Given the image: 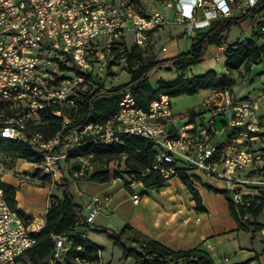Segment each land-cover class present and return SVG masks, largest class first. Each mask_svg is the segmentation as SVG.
Here are the masks:
<instances>
[{
	"label": "built area",
	"instance_id": "1",
	"mask_svg": "<svg viewBox=\"0 0 264 264\" xmlns=\"http://www.w3.org/2000/svg\"><path fill=\"white\" fill-rule=\"evenodd\" d=\"M241 0H215L222 16L231 15ZM206 0H177L178 19L192 23L196 9ZM253 3L247 1L245 5ZM168 19L159 11L140 13L132 6L115 0H0V102L14 115L0 122V139H11L30 149L41 162L44 174L61 179L58 163L65 160L87 141L118 142L121 134H133L153 143L156 148L153 168L164 178L174 173L173 164H185L208 176L222 179L231 201L248 208L264 198V178L242 173L260 153L246 146H224L218 152L209 130H215L212 117L218 120L222 132L237 131L235 139L254 138L264 132V109L248 98L231 97L224 90L223 106L209 107L210 118L189 121L173 111L170 95L158 93L146 108L137 104L130 89L118 92L116 110L102 122H86L70 129L60 143V132L45 138L29 128L43 109H78L77 99L92 90V78L107 75L113 50L125 41L126 32L133 33L131 44L145 47L151 33L164 26ZM264 32V24L261 26ZM130 45V44H128ZM165 47H162L164 50ZM219 55L216 54L217 58ZM105 81L103 78L102 82ZM207 101V100H206ZM62 117V128L72 119L61 110L53 111ZM75 159L85 156L74 155ZM5 160L0 153V264H14L16 259L36 243L37 226L19 216L8 205L4 193ZM142 190L141 181L129 183ZM131 194L137 203L141 190ZM82 194L79 192L78 198ZM102 208V200L91 196L83 206L86 224L91 227ZM253 220L245 214L243 220ZM196 220H199L197 217ZM54 256L58 259L68 249V236L52 235ZM98 261L78 260L79 264H101Z\"/></svg>",
	"mask_w": 264,
	"mask_h": 264
},
{
	"label": "trees",
	"instance_id": "2",
	"mask_svg": "<svg viewBox=\"0 0 264 264\" xmlns=\"http://www.w3.org/2000/svg\"><path fill=\"white\" fill-rule=\"evenodd\" d=\"M125 5H130L144 14L140 8L139 0L128 1ZM262 8H264V0H255L238 16L222 17L215 21L208 30L196 33L188 50L169 59L153 58L146 61L143 47L134 44L128 45L125 41L119 42L120 46L113 50V56L107 69L109 70L118 61L123 62L129 73V79L126 82L105 87L102 82L103 78H100L99 81L92 78L94 86L92 85L90 92L77 99L78 109H43L37 118L38 123H30L29 127L41 133L45 138H51L60 132V143L56 147L59 149L63 144L64 134L70 129L90 121L102 122L111 115L116 110L118 92L122 89H130L137 104L146 108L149 102L160 92H165L170 97H176L181 94L192 95L200 89L206 90L217 87L219 81L213 70L191 77L181 74L172 80L160 79L155 88L150 85L148 74L166 62H170L171 67L178 72L190 69L201 60L209 45L221 43L224 31L232 25H239ZM263 24L264 20H259L255 29L262 37H264V32L261 31ZM253 34L252 31L249 37L226 47L225 67L227 71L233 72L243 68L247 72L250 71L253 64L264 59V43H258ZM1 109H4L6 114L14 115V112L8 107L0 105ZM55 110H61L62 113L67 114L72 119L69 127L62 128V117L54 115L53 111ZM182 116L181 118H188L186 114ZM188 120L193 121L189 118ZM225 142L218 144V152L225 146ZM155 152L156 148L151 141L133 134H121L118 142L87 141L65 160L74 155H80L94 162L104 161V165H106V163L124 158L126 172L131 175L128 181L124 182V188L127 192H131L134 189L130 187L129 183L132 180L141 181L144 188L140 192L144 194L147 193V188L162 186L169 179L164 178L158 170L153 168ZM0 153L11 158H22L37 165L41 162L40 157L30 149L11 139H0ZM172 166L175 170L173 175L180 179L194 200V208L197 211H205L200 194L193 185V179L197 181L198 178H191L187 173L193 168L182 163ZM116 178H120L117 172L111 174L108 168H103L95 170L90 175L85 174L80 179L103 183ZM41 181L43 183L48 182L49 175H42ZM3 187L5 199L10 208L28 220L29 218L17 207L16 186L4 183ZM206 188L210 191L220 192L218 189L207 185ZM224 193L227 195L229 212L236 220L238 228L248 232L251 238L256 232L264 229L262 226L255 227V221L243 220L245 214H250L253 219L261 214L264 209V198H261L256 205L243 208L233 203L226 191ZM89 228L85 222L83 206L76 201L72 185L63 177L62 196L61 198L54 197V200L48 204L44 226L34 233L36 243L20 255L14 264H19L24 254H27L29 260L34 264L39 259H42L39 264H79L78 260L98 261L97 251L101 250V247L86 238L85 232ZM60 234L67 235L69 240L67 252L58 259L54 256L55 241L52 235ZM109 236L113 244L121 250L120 259L132 258L134 264H215L211 255L204 249L196 247L172 249L146 236L129 223H125L117 233L109 234Z\"/></svg>",
	"mask_w": 264,
	"mask_h": 264
},
{
	"label": "crops",
	"instance_id": "3",
	"mask_svg": "<svg viewBox=\"0 0 264 264\" xmlns=\"http://www.w3.org/2000/svg\"><path fill=\"white\" fill-rule=\"evenodd\" d=\"M139 1L143 13L159 11L166 16L168 19L166 24L172 23L169 31L170 37L181 39L185 37L189 40L184 51L189 49L196 33L208 30L215 21L224 17L217 11L214 5L215 0H206L204 6L198 7L192 23L181 22L178 19L179 7L177 0ZM247 1L251 3L254 0H241L240 7L235 8L231 15L238 16L242 13L248 7V5H245ZM259 20H264V8L239 24L248 31V36L245 38L251 35L252 28ZM164 26L153 31L151 37H158ZM230 28L222 33L220 44H212L207 48V50L210 48L217 49L218 52L215 55L218 54L219 56L215 57L216 59H219L221 54L226 57L225 49L229 44L241 41V39L237 38L232 43L225 44ZM191 68L179 71L178 75L184 73L187 77L194 76L188 75V71ZM224 69L226 70L225 74L231 76V72L227 71L225 67V62ZM233 94L235 93L233 92ZM263 107L261 105L262 109ZM11 160H13L11 157L7 159L4 183L16 186L17 207L29 218L30 223L37 226V231H39L44 226V218L48 206L46 196L49 194V186L47 184L45 186H34L27 180H23L20 174H25V178H29L28 173L31 172L30 166L32 163L22 158ZM187 173L191 178H198L197 181L193 179V185L200 194L205 211H197L194 208V200L176 175L169 178L162 186L147 188V193L141 194L137 203L131 200L130 195L131 207L115 200L118 192H127L118 183L117 179L103 183L91 180H77V182H74V188L80 193L83 192L81 200L85 199L84 205L93 195L98 196L102 200L100 212L95 217L91 227L85 232L86 238L92 241L88 237L89 230L95 229V231H104L113 235L125 223H129L146 236L172 249L179 250L195 247L204 249L211 255L215 264H264L262 257L258 253H253L254 248L251 247L250 242H241L239 240L242 229L238 228L236 220L229 212L223 180L208 176L198 169L188 170ZM206 185L218 189L220 192L210 191L206 188ZM81 205L84 206L83 204ZM110 214L114 216L116 214V219L112 220ZM197 217L199 220H196ZM111 224L115 225L114 232L109 228ZM92 242L95 243L94 241ZM250 259H257L259 262H251ZM128 260L129 264H134L132 258H128L126 261ZM101 264H103L102 258Z\"/></svg>",
	"mask_w": 264,
	"mask_h": 264
},
{
	"label": "rangeland",
	"instance_id": "4",
	"mask_svg": "<svg viewBox=\"0 0 264 264\" xmlns=\"http://www.w3.org/2000/svg\"><path fill=\"white\" fill-rule=\"evenodd\" d=\"M118 4H127L128 1L133 0H115ZM255 0L251 3H254ZM241 2L235 5V8H239ZM250 6V5H249ZM139 7V6H138ZM172 23H168L163 27V30L159 32V36L156 38L151 37L145 47H143V53L145 54V60H150L153 58H158L160 60L169 59L172 56L177 55L187 48L186 43L189 42L187 38H174L169 36V31L171 29ZM257 24L252 28L253 37L258 43H264V37H262L258 30H255ZM248 36V31L246 28L241 27V25H234L230 28L227 33V37L225 39V44L232 43L237 38L244 39ZM127 43L131 44L133 41V33L131 31L126 32ZM186 39V40H185ZM162 46H165V49L162 50ZM216 48H210L203 55L202 59L192 66L191 70L188 71V75H200L204 74L209 70H213L219 79V84L215 88H209L206 90L200 89L196 93L192 95L181 94L176 97H172V107L173 111L177 117L181 118L182 115H188L190 120H199L202 125L205 126V121H208L210 118L209 107H220L223 106L224 103V90L227 89L230 93L231 97H240V98H248L251 100L257 101L260 106H264V59L260 62L254 64L250 71H244L243 68L231 72V76L225 74L226 70L224 69L225 56L221 54L219 59L215 58V53H217ZM179 72L175 71L171 67L170 62L164 63L160 68H154L148 74V81L150 85L155 88L158 85V81L160 79L163 80H172L178 76ZM100 75L105 78L103 82L105 87H110L113 85H118L120 83L126 82L129 79V73L124 66L123 62L118 61L116 64L111 66L109 70H107V75L105 72L100 73ZM185 74L183 73V76ZM233 92L235 94H233ZM207 100V101H206ZM3 107H6L4 104H1ZM264 109V107H263ZM11 117L10 114H6L4 109L0 110V122L3 119ZM39 120L35 119L34 122L28 121L27 124L29 126L30 123H38ZM214 121L215 130H219V134H215L212 130H209V134L211 138L215 139V143L218 145L223 141L225 142L226 147H231L235 145V147L246 146L249 149H254L258 153H260L261 158L257 161H254L249 167L244 168L242 173H247L249 175H258L264 178V132L257 133V136L254 138H243V143L237 142L235 139L238 137L237 131H229L222 132L218 120L215 117L209 119V122ZM30 128V127H29ZM31 129V128H30ZM5 163L7 164V159L9 156H5L2 154ZM16 158H13L14 161ZM61 169V179H54L49 176V181L43 183L41 181L42 175H44L43 170L39 165L32 163L31 164V172L28 173L29 178H25V174L20 176L23 180H27L34 186H45L46 184L49 186V194L46 196L47 204L54 200V197L61 198L62 196V183L63 177L68 180V182L73 187V194L78 203L84 205V198L81 200L78 198L79 192L74 188V182L77 180H86L80 179L85 174L90 175L97 169L108 168L110 173L117 172L120 175V178H116L118 183L124 187V182H127L131 177L130 174L126 172L124 167V158L120 160H115L110 163H106L104 165V161H92L89 158L83 159H75L70 157L67 160H62L58 163ZM34 173H36L34 175ZM111 179L110 181L116 180ZM140 188L136 187L135 190L131 192L120 191L116 194L115 200L120 201L124 205L131 207V200L129 196L138 191ZM126 190V189H125ZM83 195V192L81 193ZM111 215V219H116L113 214ZM249 220V219H248ZM255 221V227L262 226L264 227V209L261 214L253 220ZM114 224L109 225L111 231L114 232ZM92 229V228H91ZM94 230V231H93ZM89 230L88 237L94 241L97 245L101 247V258L103 264H129V260L120 259L121 250L118 246L114 245L112 239L109 234L104 231H95V229ZM241 242H250L251 247L254 248L253 253H258L260 257L264 260V229L258 231L251 238L250 234L244 230L240 232ZM42 259H39L37 263L41 262ZM251 262H259L257 259H250ZM19 264H34L32 263L27 254L22 256V260Z\"/></svg>",
	"mask_w": 264,
	"mask_h": 264
}]
</instances>
